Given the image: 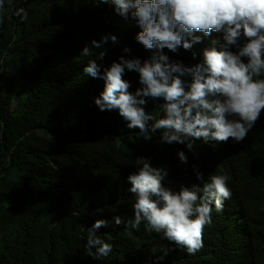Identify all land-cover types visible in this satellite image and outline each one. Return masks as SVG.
I'll return each mask as SVG.
<instances>
[{
  "label": "clouds",
  "instance_id": "1",
  "mask_svg": "<svg viewBox=\"0 0 264 264\" xmlns=\"http://www.w3.org/2000/svg\"><path fill=\"white\" fill-rule=\"evenodd\" d=\"M99 2L113 4L119 18L141 29L135 39L153 55L143 63L122 56L103 76L96 60L89 61L84 74L105 81L95 104L101 112L118 109L127 128H138L145 140L163 130L160 142L180 144L174 160L166 165L176 173L183 165L174 187H165L167 167L145 157L136 159L138 172L128 177L129 191L136 198L134 218L127 226L139 230L146 225L147 231L165 242V255L172 256L160 264H264V0ZM3 5L0 0V10ZM16 15L27 18L22 7ZM128 36L119 40L110 34L91 43L99 49L111 40L127 52L132 47ZM180 48L192 53L195 66L170 62L164 53V49L176 53ZM90 54L87 46L81 53ZM126 68L139 73L143 87L135 94L123 78ZM146 97L163 98L160 107L165 118L145 111ZM15 108L12 105L11 111ZM45 155V175L36 187L48 195L62 193L70 184L66 181L69 165ZM240 214H244L242 223ZM112 223L104 218L88 228L86 255L109 256L113 244L97 236L96 230L107 239L101 229ZM123 223L115 217V225ZM94 246H98L95 252ZM158 250L149 253L153 261H158Z\"/></svg>",
  "mask_w": 264,
  "mask_h": 264
},
{
  "label": "trees",
  "instance_id": "2",
  "mask_svg": "<svg viewBox=\"0 0 264 264\" xmlns=\"http://www.w3.org/2000/svg\"><path fill=\"white\" fill-rule=\"evenodd\" d=\"M21 7L27 12L23 20L16 15ZM0 16V264L166 262L172 255H165L159 236L146 225L136 230L126 224L134 218L136 199L128 177L138 172L136 159L145 157L169 169L163 184L174 187L183 165L176 173L166 162L174 160L180 144L160 142L163 130L145 140L138 128H127L118 109L101 112L95 98L105 81L83 72L91 60L100 65L101 76L122 56L150 60L153 52L135 39L141 29L99 0H4ZM110 34L119 40L129 35L130 51L111 40L93 47V40ZM86 46L91 54L81 55ZM164 53L170 62L195 66L191 52ZM123 78L133 94L143 87L134 70L126 68ZM145 99L147 113L165 118L163 98ZM45 141L44 149L36 150ZM45 154L69 165L70 184L62 193L48 195L36 187L45 175ZM116 216L125 223L115 225ZM104 218L114 222L101 229L108 237L102 238L99 229L96 235L112 243L113 251L97 259L85 254V244L88 228ZM156 249L158 261H153L149 253Z\"/></svg>",
  "mask_w": 264,
  "mask_h": 264
},
{
  "label": "bare ground",
  "instance_id": "3",
  "mask_svg": "<svg viewBox=\"0 0 264 264\" xmlns=\"http://www.w3.org/2000/svg\"><path fill=\"white\" fill-rule=\"evenodd\" d=\"M213 208H215V206H212ZM216 209V208H215ZM222 212H223V214H224V211L223 210H221ZM223 217H224V215H223ZM226 218V217H225ZM243 218H244V214H240L239 215V218H238V221H240L241 223H242V221H243ZM243 229H244V225H243ZM237 230H239L238 232H243L242 230H240V229H237ZM245 230V229H244ZM242 234V237L246 240L247 238V236L244 234V232L243 233H241Z\"/></svg>",
  "mask_w": 264,
  "mask_h": 264
}]
</instances>
